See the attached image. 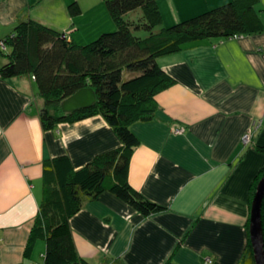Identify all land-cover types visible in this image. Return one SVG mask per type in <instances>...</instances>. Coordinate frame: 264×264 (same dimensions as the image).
Segmentation results:
<instances>
[{
    "label": "crops",
    "instance_id": "0c3cea01",
    "mask_svg": "<svg viewBox=\"0 0 264 264\" xmlns=\"http://www.w3.org/2000/svg\"><path fill=\"white\" fill-rule=\"evenodd\" d=\"M71 1L0 0V37L28 17L71 37L84 11L77 0L81 12L71 16ZM156 1L168 25L227 0ZM89 7L109 16L103 0ZM258 7L264 22V0ZM113 26L108 20L96 34ZM158 62L174 82L155 95L153 118L130 126L139 145L128 181L164 208L143 215L108 190L85 197L69 219L76 251L93 264H242L251 184L264 166L255 147L264 145V31L189 41ZM42 105L31 74L0 77V264H42L43 239L25 248L45 160L66 155L79 168L121 144L101 114L44 129Z\"/></svg>",
    "mask_w": 264,
    "mask_h": 264
},
{
    "label": "trees",
    "instance_id": "16d2710c",
    "mask_svg": "<svg viewBox=\"0 0 264 264\" xmlns=\"http://www.w3.org/2000/svg\"><path fill=\"white\" fill-rule=\"evenodd\" d=\"M103 3L114 26L83 44L30 17L17 19L11 31L0 37V77L33 76L43 99L40 121L44 129L101 114L121 142L79 168H73L66 155L43 163L42 199L25 248L26 255L36 239H43L42 264H93L77 253L69 225L85 197L96 198L108 190L143 215L164 208L128 181L132 151L139 145L130 126L134 121L151 120L157 110L155 95L174 82L158 58L181 50L189 41L264 31L259 0H227L168 25H161L156 0ZM68 11L73 17L80 14L77 0L68 4ZM86 86L95 91V103L63 112L60 102ZM255 147L264 152V145ZM263 174L264 166L251 184L253 194ZM167 264H175L172 257ZM242 264H255L250 241Z\"/></svg>",
    "mask_w": 264,
    "mask_h": 264
},
{
    "label": "water",
    "instance_id": "95a60500",
    "mask_svg": "<svg viewBox=\"0 0 264 264\" xmlns=\"http://www.w3.org/2000/svg\"><path fill=\"white\" fill-rule=\"evenodd\" d=\"M96 101L95 91L90 87H82L60 102L63 112L91 106ZM263 198L264 174L259 178L251 201L249 215V241L252 247V256L255 264H264V228H263Z\"/></svg>",
    "mask_w": 264,
    "mask_h": 264
},
{
    "label": "rangeland",
    "instance_id": "374dc122",
    "mask_svg": "<svg viewBox=\"0 0 264 264\" xmlns=\"http://www.w3.org/2000/svg\"><path fill=\"white\" fill-rule=\"evenodd\" d=\"M97 1H102V0H97ZM80 2L84 7V11L77 17L76 20H79V22L76 24L77 27L75 29L73 28V34L71 37L76 43L83 44L92 40L98 34V33L96 34V30H98L102 24L107 23L108 20L111 22L112 18L108 15H104L103 17L98 11H94L93 7H89L91 2L93 3L94 0H81ZM259 13L260 15H263V13L262 14L261 12ZM162 23L163 21L161 19V25H163ZM0 58H2L1 55ZM244 141L245 142H243V145L245 146H247L248 144L249 145L252 144L251 133L248 136V140H244ZM241 142H242V138H241Z\"/></svg>",
    "mask_w": 264,
    "mask_h": 264
},
{
    "label": "built area",
    "instance_id": "2783aa9c",
    "mask_svg": "<svg viewBox=\"0 0 264 264\" xmlns=\"http://www.w3.org/2000/svg\"><path fill=\"white\" fill-rule=\"evenodd\" d=\"M249 132L247 131V132H245V133H243V135H242V142H245L244 140H248V136H249V134H248Z\"/></svg>",
    "mask_w": 264,
    "mask_h": 264
}]
</instances>
